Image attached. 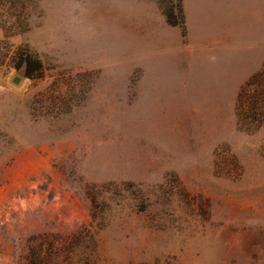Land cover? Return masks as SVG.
Segmentation results:
<instances>
[{
  "label": "rangeland",
  "instance_id": "rangeland-1",
  "mask_svg": "<svg viewBox=\"0 0 264 264\" xmlns=\"http://www.w3.org/2000/svg\"><path fill=\"white\" fill-rule=\"evenodd\" d=\"M0 264H264V0H0Z\"/></svg>",
  "mask_w": 264,
  "mask_h": 264
},
{
  "label": "trees",
  "instance_id": "trees-1",
  "mask_svg": "<svg viewBox=\"0 0 264 264\" xmlns=\"http://www.w3.org/2000/svg\"><path fill=\"white\" fill-rule=\"evenodd\" d=\"M174 14V13H173ZM167 19H168V21H169V23H172V24H174V25H177V24H179V21H177V20H175V21H171L170 20V17L167 15Z\"/></svg>",
  "mask_w": 264,
  "mask_h": 264
},
{
  "label": "water",
  "instance_id": "water-1",
  "mask_svg": "<svg viewBox=\"0 0 264 264\" xmlns=\"http://www.w3.org/2000/svg\"><path fill=\"white\" fill-rule=\"evenodd\" d=\"M20 79H21L20 77H16L15 80H14V82L15 83H19Z\"/></svg>",
  "mask_w": 264,
  "mask_h": 264
}]
</instances>
